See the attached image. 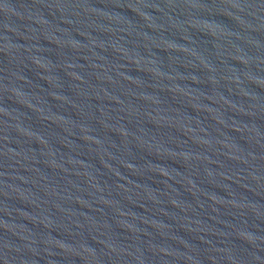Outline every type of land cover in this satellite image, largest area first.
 <instances>
[{"label":"water","instance_id":"1","mask_svg":"<svg viewBox=\"0 0 264 264\" xmlns=\"http://www.w3.org/2000/svg\"><path fill=\"white\" fill-rule=\"evenodd\" d=\"M0 264H264V0H0Z\"/></svg>","mask_w":264,"mask_h":264}]
</instances>
